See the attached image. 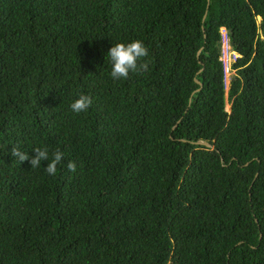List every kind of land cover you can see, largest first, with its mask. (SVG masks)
<instances>
[{
    "label": "trees",
    "instance_id": "1",
    "mask_svg": "<svg viewBox=\"0 0 264 264\" xmlns=\"http://www.w3.org/2000/svg\"><path fill=\"white\" fill-rule=\"evenodd\" d=\"M0 264H264V0H0Z\"/></svg>",
    "mask_w": 264,
    "mask_h": 264
},
{
    "label": "clouds",
    "instance_id": "2",
    "mask_svg": "<svg viewBox=\"0 0 264 264\" xmlns=\"http://www.w3.org/2000/svg\"><path fill=\"white\" fill-rule=\"evenodd\" d=\"M107 57L111 63L110 75L114 80L127 79L130 73H144L148 70V63L144 62V58L148 56V49L139 40H133L129 43H115L107 51ZM233 70V69H232ZM92 103L88 95L80 94L70 105L75 113L86 111ZM33 156L22 152L18 147H12L11 155L19 160V162L29 161L31 168H38L42 161H47L45 171L50 175H55L57 165L63 159V153L59 150L49 152L47 147H35L32 149ZM69 171L76 170L74 162H68Z\"/></svg>",
    "mask_w": 264,
    "mask_h": 264
},
{
    "label": "built area",
    "instance_id": "3",
    "mask_svg": "<svg viewBox=\"0 0 264 264\" xmlns=\"http://www.w3.org/2000/svg\"><path fill=\"white\" fill-rule=\"evenodd\" d=\"M219 32H220L219 33V35H220L219 59H220V62L222 64L223 75H224V73L228 72L231 69V64L238 57V54L229 48L225 29L223 27H221L219 29Z\"/></svg>",
    "mask_w": 264,
    "mask_h": 264
},
{
    "label": "rangeland",
    "instance_id": "4",
    "mask_svg": "<svg viewBox=\"0 0 264 264\" xmlns=\"http://www.w3.org/2000/svg\"><path fill=\"white\" fill-rule=\"evenodd\" d=\"M259 18H256L258 21ZM229 70V69H228ZM234 74V70L230 69L228 72L224 73V84H225V89H228L229 86V80L231 76ZM225 109L228 110V104L225 105Z\"/></svg>",
    "mask_w": 264,
    "mask_h": 264
},
{
    "label": "water",
    "instance_id": "5",
    "mask_svg": "<svg viewBox=\"0 0 264 264\" xmlns=\"http://www.w3.org/2000/svg\"><path fill=\"white\" fill-rule=\"evenodd\" d=\"M206 1H207V0H206ZM204 16H205V13L202 15V20H203ZM198 51H199V50H197L196 55H197ZM201 69H202V67H200L199 70H201ZM194 81H195V82H198L199 85H200V82H199L197 79L194 78ZM194 143H195V144L203 145V146H205V147H207V148H211V147H212V146H211V143H209V142L206 141V140H196Z\"/></svg>",
    "mask_w": 264,
    "mask_h": 264
}]
</instances>
